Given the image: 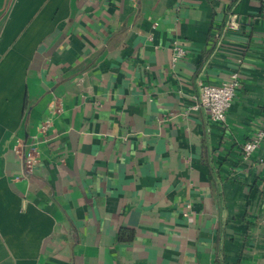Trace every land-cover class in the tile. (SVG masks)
I'll use <instances>...</instances> for the list:
<instances>
[{
    "label": "crops",
    "instance_id": "0c3cea01",
    "mask_svg": "<svg viewBox=\"0 0 264 264\" xmlns=\"http://www.w3.org/2000/svg\"><path fill=\"white\" fill-rule=\"evenodd\" d=\"M262 125L264 0H0V264H264Z\"/></svg>",
    "mask_w": 264,
    "mask_h": 264
},
{
    "label": "built area",
    "instance_id": "2783aa9c",
    "mask_svg": "<svg viewBox=\"0 0 264 264\" xmlns=\"http://www.w3.org/2000/svg\"><path fill=\"white\" fill-rule=\"evenodd\" d=\"M239 26L238 15L233 13L227 23L228 29H237ZM186 50L179 44L175 47L172 57L174 62L185 56ZM240 86V73L237 70L232 71L229 76L220 84H204L200 83V92L195 96V104L191 107L194 110L203 109L208 117L213 121L226 122L227 113L233 104L236 91ZM51 120L47 119L40 127L41 132H47ZM264 137V125L256 132L251 139L245 142L243 151L245 159L259 147ZM37 141L27 144L28 148L23 157V167L26 171L31 172L38 161L40 154ZM17 153H21V146H16Z\"/></svg>",
    "mask_w": 264,
    "mask_h": 264
}]
</instances>
